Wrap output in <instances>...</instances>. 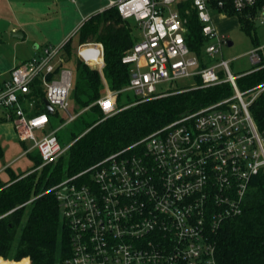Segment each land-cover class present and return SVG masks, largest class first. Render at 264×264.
Segmentation results:
<instances>
[{"label": "built area", "instance_id": "1", "mask_svg": "<svg viewBox=\"0 0 264 264\" xmlns=\"http://www.w3.org/2000/svg\"><path fill=\"white\" fill-rule=\"evenodd\" d=\"M110 6L139 29L121 56L129 67V83L121 92L132 90L142 101L155 97L160 83L199 77L201 83L192 88L229 82L233 93L53 184L48 191L68 228L70 252L52 264H217L212 236L243 212L250 182L264 168V136L249 109L264 83L240 90L236 79L243 74L234 75L227 60L205 65L187 44L186 14L195 11L206 38L201 51L214 56L229 40L214 26V16L262 24L264 0H109ZM65 43L41 47L36 56L16 63L0 84V108L18 139L32 142L26 152L41 159L32 171L55 163L73 143L62 146L57 128L45 132L51 118L45 107H34L32 86L60 119L73 121L87 108L73 109L75 72ZM248 54L254 69L264 66L259 47ZM77 56L99 71L104 66L100 42L80 44ZM119 92L107 90L94 102L104 118L128 106H117ZM25 259L31 264L29 258L0 256L8 264Z\"/></svg>", "mask_w": 264, "mask_h": 264}, {"label": "trees", "instance_id": "2", "mask_svg": "<svg viewBox=\"0 0 264 264\" xmlns=\"http://www.w3.org/2000/svg\"><path fill=\"white\" fill-rule=\"evenodd\" d=\"M186 16L187 44L200 54L206 38L201 34L195 11L189 9ZM239 20L243 28L253 23L247 17H239ZM132 31L130 22L123 20L114 6L106 7L83 21L75 33L77 43L103 44L105 64L102 73L74 57L68 43L70 39L64 44L75 72L70 99L75 111L87 107L78 115H86L83 118L85 127L72 138L73 143L55 163L46 164L19 179V175L12 176L9 180L15 181L7 187L0 186V256H11L14 260L29 258L31 264H52L61 260L70 252L69 231L61 218L55 195L48 191L53 184L137 141L181 114L214 103L232 91L229 82L199 88L186 86L179 90H188L138 102L104 118L102 110L94 102L104 94L103 80L110 90L120 91L117 100L121 90L128 85L129 67L121 63V56L137 40ZM254 68L236 79L238 88L245 90L264 83V66ZM194 80L196 85L201 83L199 77ZM31 95L44 108L43 94L35 85ZM117 106L125 105L117 103ZM249 109L264 136V89ZM48 114L50 118L58 115L56 112ZM35 158L41 162L39 157ZM29 203L31 208L21 225L24 206ZM212 238L217 264H264V168L250 182L243 212L225 220Z\"/></svg>", "mask_w": 264, "mask_h": 264}, {"label": "rangeland", "instance_id": "3", "mask_svg": "<svg viewBox=\"0 0 264 264\" xmlns=\"http://www.w3.org/2000/svg\"><path fill=\"white\" fill-rule=\"evenodd\" d=\"M64 1H67V0H64ZM75 1L77 3L83 2L86 9H89V10L95 9L108 2V0H75ZM68 2L70 4H73L72 0H68ZM7 7L8 6L6 5L3 6L2 4H0V32H1L0 33V79L7 78L9 76V69H10L9 67L13 63L15 58H17V60L18 59L24 60L26 58L31 57L34 54V51L33 49H31V46H29V44L28 45L19 44L21 43L20 41L10 38L9 28H11V26L17 22V19H16L17 15L9 11ZM129 22H130V26L133 29L132 34L134 36H138L139 35L138 27L134 25L133 20H130ZM225 24H226L225 31H220V33H223L224 35L227 36L229 40H232L233 45L231 46L223 45L221 47V52L215 54L214 56H208L201 51L200 53H201L202 62L205 65L212 66V65L219 63L221 60H227L229 62L228 64H229L230 71L234 75L243 73L248 70L251 71V69L255 67V64H253L249 58V54H248L249 51L255 48L256 46L262 45V52L264 56V23L260 24L258 20H255L248 28H243L241 26L240 20L235 18V15H231L230 19L225 20ZM68 43H69V47L74 57H78L77 51H78V47L80 44L77 43V36L76 37L75 35L72 36ZM103 51H104V48H103ZM102 69L100 73H102ZM216 70H217L218 75L221 77V79H223L225 77V73L223 72L222 67H218ZM103 83L105 86L103 93H106V91L110 89L108 87V83L105 80H103ZM196 83L197 81L195 80L163 82L157 85V91L154 93L155 97H151V98L162 97V96L169 95V94H172L178 91L188 90V89L179 90V88L186 87V86L192 88V86ZM221 83H225V82H221ZM173 89H176V90L169 92L170 90H173ZM240 90H243V89H240ZM262 91L263 90H261L256 95L255 99L258 97V95ZM158 92H161V93H158ZM232 93H233V90L230 92L229 95H231ZM139 97L140 96L135 94V92L132 90L122 91L121 96L119 97V100H117V103L129 106V105H132L138 102L145 101L143 99L142 101H140ZM73 109H74V105H73ZM2 110L3 109L0 108V112ZM60 114L61 113H59L57 116L52 115L49 126L46 128L45 132H48L54 128H57L55 129L56 130L55 134L58 137L59 142L61 143L62 146H65V145L67 146L68 144H70L72 138L75 135H78L79 133L83 131V128L85 127L83 123V118H85L86 115H81V117L78 116L73 121H67L65 117H63V119H60L61 118ZM17 136L18 135H17V131L15 130V126L11 121L6 120V121L0 122V168L1 167L4 168V166L10 165L13 168V171L15 173H18V174L10 173V177L8 179H10L12 176H18V175L19 177H17V179H19L32 172V169L30 168L31 163L29 161V158L27 156L21 155L23 149L25 147H30L32 142L30 140H26L24 144H22L19 142ZM33 160H34V167L40 164L37 161V158L34 157ZM5 175H7V172ZM2 176H3V173L0 174V180H1L0 186L2 188L7 187L13 181H15V180L10 181L8 179L2 180L3 179ZM31 200L32 199H30L29 201ZM30 208H31V203L26 204L24 206L21 225L24 223ZM20 227L16 234L14 244L17 241V238L20 232ZM10 253L12 254L13 252H10ZM7 259H12V258L10 256ZM26 262H27L26 260H23L19 264H24ZM0 264H8V262L1 261ZM10 264H13V263H10Z\"/></svg>", "mask_w": 264, "mask_h": 264}, {"label": "crops", "instance_id": "4", "mask_svg": "<svg viewBox=\"0 0 264 264\" xmlns=\"http://www.w3.org/2000/svg\"><path fill=\"white\" fill-rule=\"evenodd\" d=\"M72 1H73V4H70L68 0L67 1H64V0H0V4H2L3 6L5 5L8 6L7 7L8 10L13 12L15 15H17L16 16L17 22L14 25H12L11 28H9L10 38L20 41L21 43L19 44H24V45L29 44V46H31V49H33L34 51V54L31 57L26 58L24 60L22 59L17 60V58H15L13 63L9 67L10 68L9 72L16 63L25 61L27 59H30L36 56L40 52L41 47L45 45H49V44L58 45L70 39L72 36L75 35L78 28L81 26V24L86 18L108 7V3H109V0H108L106 4L101 5L95 9L89 10V9H86L83 2L77 3L75 0H72ZM230 18H231V15L229 16L215 15L213 19L214 26L219 32L225 31V27H226L225 20L230 19ZM235 18L239 20V17L235 16ZM11 32H20L22 33L23 36L20 38H16L11 35ZM256 47H259V53L261 55L262 61L264 62L262 45H259ZM243 73H240V75ZM7 78L0 79V84L2 83L3 80ZM34 107L36 109L43 108L42 105L37 104V102H35ZM6 120L11 121L13 123V121L10 118L4 115V112L2 110L0 112V122L6 121ZM19 142L24 144L25 141L19 140ZM27 148L28 147H25L23 149L21 155L27 156L29 158V161L31 163L30 168L33 170L34 169L33 159L35 156L26 152ZM6 172H7V175H5ZM2 173H3L2 180L8 179L10 177V173L18 174L13 171V168L10 165H6L4 166V168L1 167L0 174Z\"/></svg>", "mask_w": 264, "mask_h": 264}, {"label": "water", "instance_id": "5", "mask_svg": "<svg viewBox=\"0 0 264 264\" xmlns=\"http://www.w3.org/2000/svg\"><path fill=\"white\" fill-rule=\"evenodd\" d=\"M11 35L13 37H16V38H20V37L23 36L22 33H20V32H11ZM232 44H233V41L232 40H228V46H231ZM43 102H44L46 110L49 113H53V111H54L53 107L46 100H44Z\"/></svg>", "mask_w": 264, "mask_h": 264}]
</instances>
